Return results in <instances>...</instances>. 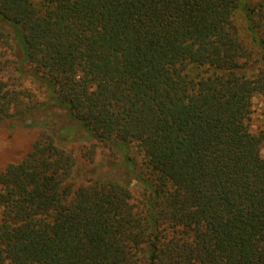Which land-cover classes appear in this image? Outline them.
I'll list each match as a JSON object with an SVG mask.
<instances>
[{"label": "trees", "instance_id": "1", "mask_svg": "<svg viewBox=\"0 0 264 264\" xmlns=\"http://www.w3.org/2000/svg\"><path fill=\"white\" fill-rule=\"evenodd\" d=\"M255 98L264 0H0V124L68 119L0 171V264H264Z\"/></svg>", "mask_w": 264, "mask_h": 264}, {"label": "rangeland", "instance_id": "2", "mask_svg": "<svg viewBox=\"0 0 264 264\" xmlns=\"http://www.w3.org/2000/svg\"><path fill=\"white\" fill-rule=\"evenodd\" d=\"M253 109L252 126L256 129L264 123V109L259 98L254 99ZM49 115L58 117V121L61 123L68 122L64 112L58 109H49L32 112L28 117L16 121L13 126H9L7 122L0 124V171L9 163H16L26 155L42 131L40 118L48 117ZM79 136L82 138L81 134ZM82 144V139H76L74 142L76 153L80 151ZM262 155L264 156V144L262 147ZM105 156L104 152H98L94 161L78 163L84 168V172L80 173L75 171L76 179L84 177L83 175L85 177L87 175L97 177L102 173L104 174L106 167L100 163ZM137 159L139 160L138 157ZM131 185L134 190L138 189V184L135 181H132Z\"/></svg>", "mask_w": 264, "mask_h": 264}]
</instances>
